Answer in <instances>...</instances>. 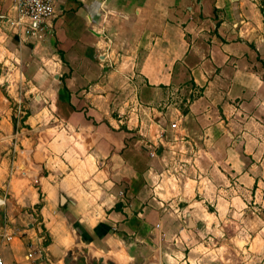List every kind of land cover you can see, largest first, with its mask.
Here are the masks:
<instances>
[{"label":"crops","instance_id":"obj_1","mask_svg":"<svg viewBox=\"0 0 264 264\" xmlns=\"http://www.w3.org/2000/svg\"><path fill=\"white\" fill-rule=\"evenodd\" d=\"M14 1L0 0V74L9 68L8 75L22 71L29 78L4 82L0 75V236L13 237L0 240L5 264H37L28 254L45 237L40 225L48 226L63 204L59 194L72 211L87 212L79 220L91 241H76L71 231L58 235L47 245L51 261L87 246L96 257L124 255L125 263L144 255L171 264L173 253L184 256L182 264L201 263L209 257L187 259L180 246L200 243L202 233L230 222L243 241L252 239L254 264H264V46L249 38L260 30L248 25L257 16L255 1L58 0L36 40L12 25ZM26 82L47 91L67 141L57 131L46 139L38 128L37 141L25 132L34 130L36 110L17 119L21 112L4 86L18 100ZM121 82L127 91L116 97ZM178 84L191 87L193 100L185 109L161 110L164 85ZM46 96L36 98L46 102ZM118 99L132 102L125 116L131 123L126 111H116ZM148 127V134L158 132L149 141ZM167 131L182 143L166 140ZM179 146L199 170L187 178L194 182L189 195L185 179V203L176 204L154 188L153 178L168 150ZM79 174L100 190L80 191Z\"/></svg>","mask_w":264,"mask_h":264},{"label":"rangeland","instance_id":"obj_2","mask_svg":"<svg viewBox=\"0 0 264 264\" xmlns=\"http://www.w3.org/2000/svg\"><path fill=\"white\" fill-rule=\"evenodd\" d=\"M257 7L254 6V13L257 14L256 17L251 18L250 20L248 19V21L250 22L249 25V29L251 28V30L256 31L255 29H259L260 32H255V36L254 37H249L250 39H257L258 43H260L261 45L264 46V0H254ZM250 13L252 14V12L250 11ZM254 16V14H253ZM243 25V24H242ZM251 32V34H253L254 32ZM29 33V32H28ZM30 34V33H29ZM30 36H34V35H30ZM34 39L36 40V36H34ZM253 39V41H255ZM264 55V53L262 54ZM264 59V58H263ZM117 65H114L113 67H110L109 69L106 68L107 71H109L110 69H116ZM105 70V71H106ZM117 70V69H116ZM11 71L9 68L6 71H1V76L3 81H12V79H23L26 76L27 78H29L28 75L23 76L22 71H18L19 74L16 77L10 76L8 75V72ZM106 71V72H107ZM122 71H125L124 73H126V75L128 72V69H124ZM132 71V70H131ZM135 71V70H134ZM121 73V69L119 74ZM132 73V72H131ZM125 75V80L127 81L128 78H126L127 76ZM26 81V80H25ZM128 82V81H127ZM127 82H121L120 85L117 87H115V93L117 94L116 97H118L119 95H121L124 91H127V87H128V83ZM144 83V82H143ZM174 87L168 86V85H164V99L161 101L162 102V108H160L161 110H165V111H173L175 107H182L183 109L186 108V105L193 100L195 94H193L192 91H190V88H186V89H182L183 88V84H178V85H173ZM185 86V85H184ZM168 87H170V89H168ZM40 88V87H39ZM43 88V87H41ZM41 88L38 90V88H36L33 84H29V83H25L24 88L21 89V92H23L22 94H19L18 96V100H16L15 98L11 97V94L14 93V90L12 88H8L7 85L4 86L5 92H6V96L10 99V102L12 103V106L16 107V111H23L21 113H18V118L19 120L24 119V116L26 117L27 111L30 113H32L31 111H35L36 110V116L34 115V118H36L37 120L35 121L33 118L32 123H34V130L31 129L32 126H30V131H25L28 135L32 136L33 138L36 139L39 137V134L41 133L40 131L42 130L43 134L41 138H48V134L49 132H54L57 131L59 133L58 136H60L59 138H62V140L67 141L68 138L66 135H69L66 130H62L63 134L59 131V129H57V125L56 122L55 123V117H54V112L51 113L50 111V99H49V95L46 93L47 91H44V89L41 91ZM38 93H43L45 95H47V101L45 102H40V99L37 100L36 95H38ZM116 101V100H115ZM114 101V102H115ZM34 105V106H33ZM115 105V104H114ZM44 106V107H43ZM116 107L117 110L116 111H126L125 113H123L124 115V120L128 123L131 120L130 117L125 118V116L128 115V111L130 110V108L132 107V102L130 100H126V99H118L116 101ZM41 109V110H40ZM140 111V107L138 108ZM137 109V111H138ZM52 110V109H51ZM27 114V115H26ZM147 115L142 114V118L146 117ZM28 117V116H27ZM14 120L16 119L15 117H13ZM141 119V117H140ZM152 123V121H150ZM149 126V123H147ZM171 125V122L169 123ZM132 127L134 128V124L132 122ZM150 127V126H149ZM147 128L144 130V134L146 136H144L146 138V140L149 141V138L147 137H152V135L154 136V138L157 135V129L156 127H154L153 130H155L153 133L154 134H148L149 133V129ZM171 127H174V129H176L175 125H171ZM41 130H39V129ZM61 133V134H60ZM166 136V140H168L169 142H171L172 140L174 141V136H172L171 132H165L164 133ZM161 135H163V133L161 132ZM80 135H77V137L79 138ZM75 137V138H77ZM179 139H177V141L182 140L180 137H178ZM71 139V138H70ZM72 140V139H71ZM43 141V140H42ZM172 141V142H173ZM176 140L174 142H177ZM171 142V143H172ZM173 144V143H172ZM169 149V148H168ZM171 150H168V155L169 158L167 159V162H165V164L163 165L164 167H162L160 165L161 171L159 170L158 172H161V174H155L156 176H154V188L158 187V192H162L164 193V197H166V199H171L169 202H173L175 200L176 204H179L180 202L185 203L183 201H185L184 199V191L182 190V187H184V180H180L178 179V173L176 172L175 168L172 167V162H171ZM80 163V162H79ZM81 164V163H80ZM77 167V165H75ZM78 169H81L80 166L77 167ZM179 168V167H177ZM194 173H191L189 175V178H194ZM78 176L77 179V183L80 187V191L84 190V193L87 186H89L90 188L93 186L92 180L97 181V171L92 173V180L91 179H87L84 178L83 175L79 174L76 175V178ZM72 177L74 178V175H72ZM101 183V182H100ZM193 184L194 182L191 181L190 179H186V187L188 186L187 189H189L188 193L186 191V193L189 195L190 191L193 189ZM100 190V188L98 187V185H95L94 189H90V190ZM191 194V193H190ZM60 195V194H59ZM59 197V202L63 203L60 204V206H57V212L54 213L53 216H51L49 218L48 221V226H45V223L40 225V233L44 234V238H42L41 243H38V247L36 249V251H42L43 260H38L37 264H66L64 262V257H65V253L61 252V255H59L57 257V259H53V261H51V259L49 258V256L47 255V245L46 242H55L57 236H65L67 234V232L72 233V236L76 237V241L79 240H85L83 235H81L80 231H79V227H82L83 229H86L84 226L83 221H80L79 219L81 217H83V215H86V213H80V212H74L72 211V207L71 205L67 204V196L64 194L60 195ZM125 196V192L124 194L120 195L119 197H124ZM64 197V201L62 200ZM166 201V200H165ZM168 201V200H167ZM66 203V204H65ZM209 218L212 220H216L215 215H210ZM226 223V222H225ZM228 224H222V227L219 225L217 227L216 230L210 229L212 232H205L202 233L203 236L200 237L201 241L200 243H196L195 245L192 243H186L184 244V246H180L179 250H182L185 255L187 256L186 258L188 259L189 256H201L202 258L204 257H209V259L207 260H203L201 261L202 264H236V263H241V264H254L255 260L251 259V255L248 253V250L250 247H253L252 244V239L251 241L248 240V242L246 243L245 241H243V237H241L240 235V228L237 226V224L235 223H230L227 222ZM226 225V226H225ZM204 230H207L206 227H204ZM250 232H252L249 229ZM39 235V234H38ZM47 235V236H46ZM41 236V235H40ZM236 236L241 237L240 240L236 238ZM82 237V239H81ZM203 237V238H202ZM84 242V241H83ZM238 242H242L243 244L240 245V243ZM88 244V243H87ZM89 245V244H88ZM196 247V250L192 251L193 248ZM198 249V250H197ZM178 250V249H177ZM253 251H259V248L255 249L252 248ZM252 250H249L250 252H252ZM192 251V252H191ZM108 252V251H107ZM174 254V257L176 258V260L174 262H170L175 263V264H182V262H185L186 259H184V256H180L178 252H176V254H178L179 256L177 257ZM41 254L38 253L37 256H40ZM197 261V262H196ZM193 264H199V260H196ZM131 263V262H129Z\"/></svg>","mask_w":264,"mask_h":264},{"label":"built area","instance_id":"obj_3","mask_svg":"<svg viewBox=\"0 0 264 264\" xmlns=\"http://www.w3.org/2000/svg\"><path fill=\"white\" fill-rule=\"evenodd\" d=\"M57 2L58 0H15L14 3L17 11V17L13 19L12 25L26 30V32L36 36V38L43 37L49 21L56 13ZM182 140L180 143H182ZM171 151L172 167L175 168L176 172L178 173V179L185 181V179H187L191 173L199 170L195 160L187 157L188 151L182 146L174 149L172 148ZM156 155V151H153L152 156ZM121 194L123 195L124 192H121ZM12 238V235H8L6 232H2L0 236V240H11ZM38 253L41 255L37 256ZM28 258L34 259L35 261L44 259L42 251L36 250L34 252H30L28 254ZM0 264H5L1 253Z\"/></svg>","mask_w":264,"mask_h":264},{"label":"water","instance_id":"obj_4","mask_svg":"<svg viewBox=\"0 0 264 264\" xmlns=\"http://www.w3.org/2000/svg\"><path fill=\"white\" fill-rule=\"evenodd\" d=\"M64 201V197L62 199ZM193 225V222H190ZM81 233V229L79 228ZM87 244V243H86ZM66 264H116L112 260H106L104 257H96L91 254L90 249H77L72 255L64 259ZM127 264H157L154 260L147 259L144 255H140L136 260Z\"/></svg>","mask_w":264,"mask_h":264},{"label":"bare ground","instance_id":"obj_5","mask_svg":"<svg viewBox=\"0 0 264 264\" xmlns=\"http://www.w3.org/2000/svg\"><path fill=\"white\" fill-rule=\"evenodd\" d=\"M237 239H238V238H237ZM83 248H88V249H90V248L87 247V246L81 247V248H79V249H83ZM75 250H77V249H75ZM75 250H74V251H75ZM74 251H71L67 257H69L70 255H72V254L74 253ZM90 252H91L92 255H94V253H93L91 250H90ZM98 255L104 257V258L107 259V260H112V261H114V262L117 263V264H124L125 261H126V258H125L124 255H121V254H114V252H104V251H99ZM94 256H96V255H94ZM67 257H66V258H67ZM66 258H65V259H66ZM127 263H128V262H127ZM127 263H125V264H127Z\"/></svg>","mask_w":264,"mask_h":264},{"label":"trees","instance_id":"obj_6","mask_svg":"<svg viewBox=\"0 0 264 264\" xmlns=\"http://www.w3.org/2000/svg\"><path fill=\"white\" fill-rule=\"evenodd\" d=\"M28 114V113H27ZM26 114V115H27ZM81 229V234L83 235L84 239L89 242L91 241V237L89 236V234L87 233V231L85 229H83L82 227H79ZM49 242H46V245H48Z\"/></svg>","mask_w":264,"mask_h":264}]
</instances>
